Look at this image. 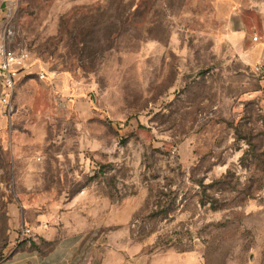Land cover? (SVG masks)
<instances>
[{
  "label": "rangeland",
  "instance_id": "374dc122",
  "mask_svg": "<svg viewBox=\"0 0 264 264\" xmlns=\"http://www.w3.org/2000/svg\"><path fill=\"white\" fill-rule=\"evenodd\" d=\"M9 9L48 80L21 75L0 106V262L17 206L129 264H264V0Z\"/></svg>",
  "mask_w": 264,
  "mask_h": 264
},
{
  "label": "crops",
  "instance_id": "0c3cea01",
  "mask_svg": "<svg viewBox=\"0 0 264 264\" xmlns=\"http://www.w3.org/2000/svg\"><path fill=\"white\" fill-rule=\"evenodd\" d=\"M47 213L32 208L13 206L9 221L13 229L12 239L16 241L17 231L24 225L30 226L35 236L20 241L0 264H129V255L121 250L105 252L104 248H91L86 244L85 228L63 215L59 225H48ZM51 242L52 247L43 250L42 243ZM15 243V242H14ZM13 243V244H14ZM34 244V245H32Z\"/></svg>",
  "mask_w": 264,
  "mask_h": 264
},
{
  "label": "built area",
  "instance_id": "2783aa9c",
  "mask_svg": "<svg viewBox=\"0 0 264 264\" xmlns=\"http://www.w3.org/2000/svg\"><path fill=\"white\" fill-rule=\"evenodd\" d=\"M11 9L0 16V106L6 117L14 112L12 97L21 75L31 76L35 70L31 68V53L25 48H14L10 42L14 37L13 15ZM34 73L42 81L48 80V71L39 67ZM47 228L48 222L42 224ZM35 236L34 230L27 225L17 231V241Z\"/></svg>",
  "mask_w": 264,
  "mask_h": 264
},
{
  "label": "trees",
  "instance_id": "16d2710c",
  "mask_svg": "<svg viewBox=\"0 0 264 264\" xmlns=\"http://www.w3.org/2000/svg\"><path fill=\"white\" fill-rule=\"evenodd\" d=\"M39 68V67H38ZM30 238H32V237H30ZM27 239V238H26ZM26 239H24V240H26ZM17 240V239H16ZM20 242H23V240L22 241H20ZM47 244H48V249L49 248H51L52 247V245H53V243H51V242H47ZM32 245H34V244H32ZM46 250V249H45Z\"/></svg>",
  "mask_w": 264,
  "mask_h": 264
},
{
  "label": "water",
  "instance_id": "95a60500",
  "mask_svg": "<svg viewBox=\"0 0 264 264\" xmlns=\"http://www.w3.org/2000/svg\"><path fill=\"white\" fill-rule=\"evenodd\" d=\"M3 6H5V4Z\"/></svg>",
  "mask_w": 264,
  "mask_h": 264
}]
</instances>
